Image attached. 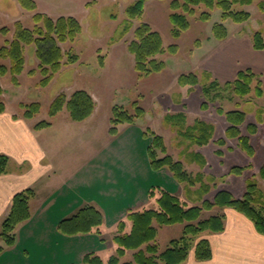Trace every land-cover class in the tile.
I'll use <instances>...</instances> for the list:
<instances>
[{
    "label": "rangeland",
    "instance_id": "obj_1",
    "mask_svg": "<svg viewBox=\"0 0 264 264\" xmlns=\"http://www.w3.org/2000/svg\"><path fill=\"white\" fill-rule=\"evenodd\" d=\"M35 1L37 2V8L30 10L24 8L19 0H0V48L6 44L7 39L12 38L17 20H20L26 27L33 28L36 23L33 16L37 12L47 13L54 18L62 15H73L81 21L82 32L74 40L62 43V46L65 51L71 50L77 53L79 59L76 62L64 64L48 85H42L40 81L44 74L38 66L39 59L36 55V46L27 44L25 69L19 76L20 86L12 84L10 72L4 75L0 74V83L6 87L7 94L4 100L8 107L19 114H23L25 111L21 103L40 102L41 108L36 114V120H50L54 124L48 129L45 127L34 128L41 140L59 143V160L68 163L69 166H74L87 163L92 156L99 157L102 155L103 152L100 153V149L107 145L109 141L115 140V135L110 132L113 107L116 104H120L128 106L133 111L132 102L138 100V103L145 108V114L138 119L137 123L141 127L145 125L143 131L149 129L147 135L145 132L142 135L145 139L144 143L149 144L152 131L162 134L168 153L172 154L176 159L182 160L186 168L192 173H197L200 170L205 171L207 174L206 180L212 184V188L204 194L201 189H198L199 184L191 186L186 183H180L183 187L181 186L182 188L179 189V184L169 180L170 178L167 174L162 172L153 174L154 178L151 179L153 183L150 184H160L169 189L178 190L177 193L181 198L188 204L193 205L202 204L204 199L213 200L215 194L221 189L231 190L236 197H243L248 190L249 180L256 178L259 181V189L264 196V179L260 176V168L264 163V123L261 124L260 131L258 129V134H251L252 143L256 149L254 156H250L239 146L237 138L228 139L227 145L222 147L215 142L219 137L226 136V128L229 126L225 114H221L218 111L217 107L219 105L223 106L225 110L241 106L242 109H247L250 112V116H247L246 122L241 126L244 133H248L247 124L251 121L258 124L256 117H254L255 102L258 101L254 92L246 96H239L230 88L224 87L222 96L215 100H209L207 109L202 107L201 117L215 125L214 140L207 145L189 144V140L177 133V130L163 118L164 113L170 106L168 104L170 101L169 95L171 97L176 93V96H178L177 92L179 87L182 86L178 82L179 76L177 74L185 72L190 67V63H196L195 60L204 51L207 40L214 36L213 25L216 22L223 21L227 25L229 32L239 28L244 31L260 29L264 33V8L260 4L264 0H252L250 4H236L235 7L237 9L245 8L252 14L248 21L242 23L235 22L231 18L224 20L220 8H215L212 11L211 18L204 20L200 18V13L205 7L200 5L196 8L194 14H188L191 25L183 31L179 38H175L171 32L173 27V23L170 20V14L173 12L172 0H149L143 16L134 19L133 27L125 35L122 33L123 37H121V32L125 25L124 19L127 18L126 7L135 0ZM178 11H182V9H178ZM142 21L148 22L163 37L166 52L158 55L159 59L165 60L167 64V68L163 71L141 75L136 68L135 56L128 49L127 44L135 37V28ZM3 27H7V30H4ZM172 43L180 45L177 54L168 52V47ZM100 55L104 56L105 65H102ZM65 59L67 61V57ZM3 63L10 64L8 59L0 57V64ZM31 69L36 70L30 73ZM197 73L200 78L197 89L201 91L204 102L205 97L202 88L208 81V77L207 73L201 69ZM76 89L93 90L97 99L94 116L89 120L76 121L71 119L67 107L52 116L50 114V106L54 98L61 92L71 95ZM169 113L173 112L169 111ZM256 116L257 120H259V116H261L259 111L256 112ZM193 122L190 121L189 123L187 118L188 124ZM129 124L122 123L119 126L122 129L124 125ZM140 143L141 136L139 144L136 143L138 147L136 151H133L128 146L123 148L127 149L129 151L128 154H132L133 157L138 156L140 158L143 148L146 155V145ZM219 148L223 150L222 155L216 152ZM187 150L200 152L205 155L207 158L206 166L201 168L197 161L190 160L189 156L186 155ZM159 154L163 155L161 151ZM112 160L119 162L120 165L116 166L109 163V165L106 164V169H113L120 178L121 176L124 177V175L130 176V174H133L132 169L130 170L129 168V163L125 165L124 162H121V159L120 161L116 157L110 159L111 162ZM235 165L245 166V168L241 173L233 172L232 167ZM86 167H88V164H86ZM125 170L127 172H124ZM135 174L137 176L136 180L131 181V183L125 182L124 178L122 180L127 188L125 193L121 192L122 196L120 197L123 200L125 198L130 200L136 197V193L139 194L141 182L146 185L149 180L148 174L145 175L140 169ZM210 175H212V178H208ZM78 178L79 175L77 176ZM75 179L71 178V182L75 181ZM81 184L73 186V192H76L77 196L84 199V197L88 196V192H92L95 196L105 199L106 196L102 193L99 194L95 186ZM116 196L113 195V197ZM145 206H155L154 200L151 199L149 203L143 205V207ZM222 211V207L215 206L211 210H205L203 217ZM156 225L158 227V236L155 242L162 251L168 247L172 239L183 235L185 224L161 225L156 223ZM62 240L64 245L66 241L63 238ZM0 246L6 249V242L1 235V228ZM66 251L67 248L59 247L60 255L67 256ZM116 252L117 249L107 248L102 251V255L108 257ZM123 258L125 259L124 261L131 260L133 251H128L122 257L121 263Z\"/></svg>",
    "mask_w": 264,
    "mask_h": 264
},
{
    "label": "trees",
    "instance_id": "obj_2",
    "mask_svg": "<svg viewBox=\"0 0 264 264\" xmlns=\"http://www.w3.org/2000/svg\"><path fill=\"white\" fill-rule=\"evenodd\" d=\"M148 1L135 0L126 7L127 18L124 19L125 25L121 37L131 30L134 19L143 16ZM19 2L24 8L30 10L37 8L35 0H19ZM251 2L252 0H172L173 12L170 14V20L173 23L172 35L179 38L183 31L190 27L191 22L188 14H194L200 5L205 7L200 13V18L204 20L211 18L215 8H220L224 20L231 18L235 22L242 23L248 21L252 14L245 8L237 9L235 6ZM260 4L264 8V1H261ZM178 9H182V11H178ZM33 17L36 22L33 28H28L20 20H17L13 37L7 39L6 44L0 48V57L8 59L10 62V64H0V74L4 75L10 72L12 81L19 84V76L24 71L26 64V45L34 44L39 59L38 66L44 74L40 84L48 85L64 64L76 62L79 59L77 53L71 50L65 51L62 43L74 40L82 32L83 26L81 21L73 15L54 18L47 13L37 12ZM3 29L7 30V27H3ZM228 34V27L223 21L213 25L215 38L224 39ZM253 44L257 49H264L262 30L253 31ZM179 48L178 43H172L168 47V52L177 54ZM128 49L134 54L136 68L141 75L163 71L167 68L165 60L158 57L159 54L166 52L163 37L148 22L142 21L135 28V37L128 43ZM65 57H67V61ZM100 58L103 63L104 56L100 55ZM35 70L31 69L29 72L33 73ZM206 73L208 81L203 85L205 101L202 105L205 109L209 107V100H215L222 96L224 87L230 88L239 96H246L252 92L257 96L264 95V85L259 75L250 68L239 71L235 79L224 82L211 77L208 71ZM178 82L181 85H196L200 82L199 74L193 71L182 72L178 77ZM3 92L4 88L0 83L1 112L7 108L6 102L2 98ZM21 105L25 108L23 115L26 118H33L41 108L40 102L37 101L28 104L21 103ZM131 106L133 111L125 105L116 104L113 107L110 127V132L113 135L119 134L122 123H136L145 114V108L138 103V100H134ZM64 107L68 108L73 120L82 121L93 114L96 100L86 89H76L71 95L61 92L52 101L50 114L54 116ZM217 108L219 113L225 114L229 126L226 128V136L219 137L215 142L222 147L227 145L228 139L237 138L239 146L250 156H254L256 149L252 143L251 134L258 132V124L248 123V133H244L241 126L247 120L246 110L239 107L225 110L221 105ZM259 117V120H262V116ZM165 120L177 130V133L188 139L189 144L207 145L214 140L215 125L212 122L196 118L192 124H188L186 112L167 113ZM51 124L50 120H40L35 123L34 127L43 128ZM148 131L149 129L145 130L146 135L149 133ZM147 151L153 169L167 168L176 181L191 186L199 184L198 189H201L204 194L211 190L212 184L206 180L205 171L200 170L197 173H192L182 160L176 159L168 153L162 134L152 131ZM160 151L163 155L159 154ZM216 152L220 155L223 154L221 148ZM186 155L190 160L197 161L201 168L207 164V158L200 152L187 150ZM8 162L9 156L0 153V173L6 171ZM244 168L245 166L235 165L232 167V171L241 173ZM260 176L264 179V163L260 168ZM208 178H212V175ZM34 195L33 187H28L14 195L10 211L3 219L1 227V235L8 246L16 243L18 226L32 216L30 201ZM149 196L154 200L155 206L129 209L126 218L119 221L118 233L114 236V241L118 245L117 252L107 260L99 254L89 252L84 256V261L89 264H181L187 260L193 247L198 260L210 259L213 256L211 241L201 235L207 231L225 230L227 218L224 211L203 217L205 210H211L215 206L235 208L249 217L257 230L264 234V196L256 178L249 180L248 190L243 197H236L232 191L221 189L215 194L213 200L204 199L202 204L190 205L177 192L162 185H152L149 189ZM103 222V212L95 205L88 204L81 207L72 216L62 219L59 229L68 235L89 233L93 230L99 231ZM156 223L161 225L184 223L183 235L172 239L168 247L161 251L155 242L158 236ZM4 249L5 247L0 246V253ZM128 251H133V258L121 263L122 257Z\"/></svg>",
    "mask_w": 264,
    "mask_h": 264
},
{
    "label": "crops",
    "instance_id": "obj_3",
    "mask_svg": "<svg viewBox=\"0 0 264 264\" xmlns=\"http://www.w3.org/2000/svg\"><path fill=\"white\" fill-rule=\"evenodd\" d=\"M207 41L204 51L195 60L196 63H190V67L185 72H197L201 69L203 72L208 71L211 77L224 82L235 79L239 71L250 68L259 75L264 85V49L254 47L252 30L235 28L224 39L213 36ZM105 64L104 59L102 65ZM198 84L182 85L177 92L178 96L176 93L171 97L169 95L170 106L168 105L169 109L164 113L163 118L165 119L169 111L173 113L185 111L189 123L198 117L204 119L201 117L203 98L201 91L197 89ZM17 85L20 86V83ZM2 86L4 99L7 92L5 85ZM88 91L94 96L97 107L95 93L93 90ZM257 99L254 117L260 131L261 124L264 123V95L257 96ZM96 107L93 114L85 120L94 116ZM244 110L247 111V116H250V112ZM258 111L263 112H260L262 120H257ZM37 122L36 115L33 118H26L23 114L11 110L8 105L5 111H0V153L9 156L6 171L0 173V228L3 219L10 211L14 195L28 187L35 189V195L30 201L32 216L18 226L16 243L11 246L6 244V249L0 253V264H89L84 261V256L89 252L99 254L107 260L112 254L105 257L102 251L107 248L117 249L118 245L113 237L118 233L119 221L126 218L129 209L142 208L151 200L149 189L155 185L150 184L153 183L151 182L154 178L153 174L161 172L167 174L169 180L179 184V189L183 187L166 168L160 170L152 168L147 151L148 143L145 144V139L142 137L145 125L141 127L137 122L124 125L120 133L115 136V140L109 141L100 149L102 155L92 156L82 165L69 166L68 163L59 160V143L41 140L34 128ZM53 124L52 122L45 128H51ZM140 136L141 143L146 145V155L143 148L140 158L133 157L123 147L128 146L136 151L138 148L136 143L139 144ZM113 157L121 159L120 161L125 165L129 163L133 174L120 178L113 169H106L109 163L120 165L115 160L110 161ZM139 169L145 175L148 174L147 184L141 182L139 194L136 193V197L130 200L127 198L123 200L120 197L121 192L125 193L127 189L122 181L123 178L125 182L135 181L137 177L135 173ZM71 178L76 179L71 182ZM78 184L95 186L99 194L106 196L105 199L95 196L92 192H88V196L84 199L77 196L76 192H73V186ZM113 195L117 196L113 197ZM88 204L95 205L104 214V222L100 230L74 235L63 233L59 229L60 221L72 216ZM223 211L227 215L225 230L207 231L201 235L210 239L213 256L207 260H198L193 247L187 260L181 264H264V234L257 230L249 217L235 208L225 207ZM128 226L130 227V223ZM62 238L66 241L64 245ZM59 247L67 248L68 255H60ZM71 252L73 253L69 254ZM124 260L123 258L122 262Z\"/></svg>",
    "mask_w": 264,
    "mask_h": 264
}]
</instances>
